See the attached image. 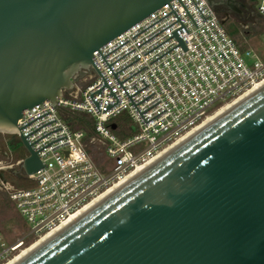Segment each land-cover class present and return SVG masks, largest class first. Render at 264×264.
<instances>
[{
	"label": "water",
	"instance_id": "95a60500",
	"mask_svg": "<svg viewBox=\"0 0 264 264\" xmlns=\"http://www.w3.org/2000/svg\"><path fill=\"white\" fill-rule=\"evenodd\" d=\"M167 1L0 0L1 171L26 176L45 166L35 152L64 136L36 151L29 145L60 128L27 144L24 136L54 119L24 136L18 129L48 111L19 128L16 119L25 108L31 113L34 104L41 108L42 100L72 113L56 106L54 99L62 96L80 102L81 89L100 76L91 62L93 50L120 87L144 67L118 82L114 74L138 57L113 73L108 65L132 49L109 64L103 56L127 40L102 56L97 47L163 3L180 26L169 36L177 44L156 58L176 45L186 49L176 34L180 28L186 30ZM204 2L219 25L227 16L239 27L246 26L244 21L255 24L252 16L264 20L244 0ZM101 79L102 85L88 94L97 111L92 93L105 86L107 95L113 96ZM129 96L134 108L144 99L133 104ZM116 102L114 97L101 112ZM146 109L135 108L140 117ZM10 264H264V85Z\"/></svg>",
	"mask_w": 264,
	"mask_h": 264
},
{
	"label": "built area",
	"instance_id": "2783aa9c",
	"mask_svg": "<svg viewBox=\"0 0 264 264\" xmlns=\"http://www.w3.org/2000/svg\"><path fill=\"white\" fill-rule=\"evenodd\" d=\"M179 1L196 26L177 0L167 1L187 32L180 28L176 33L186 49L181 50L176 45L156 58L177 44L169 36L180 24L174 21L176 18L166 3L97 47L102 56L127 40L103 59L109 64L132 49L108 66L114 73L138 57L114 76L119 82L144 66L120 85L129 96L135 89L143 87V83L147 84L129 96L134 104L152 93L134 105L138 112L158 101L140 114L144 121L162 112L144 123L96 50L91 53L92 65L112 91L117 100L115 104L101 112L105 103L114 102V97L107 95L105 86L99 93L91 94V99L98 101V111L88 98L89 93L102 85L101 77L96 75L81 89L80 102L55 97L54 104L71 111L70 114L54 109L49 100H42L41 108L38 104L32 105L31 113L26 108L21 111L22 116L16 119L17 128L48 111L18 129L22 136L54 119L24 136L27 144L60 128L30 144L31 150L36 151L61 136L64 138L52 141L35 152L45 166L26 176L20 175L33 184L31 187H12L0 182L2 186L9 187L4 188L7 198L23 224L27 225L26 231L12 241L0 230V264L45 235L105 189L156 158L216 109L264 79V56L251 48L241 47L224 24L221 22L219 25L204 0ZM254 9L264 17V0H255ZM121 114L124 115L118 120ZM131 124L135 125L134 131Z\"/></svg>",
	"mask_w": 264,
	"mask_h": 264
},
{
	"label": "rangeland",
	"instance_id": "374dc122",
	"mask_svg": "<svg viewBox=\"0 0 264 264\" xmlns=\"http://www.w3.org/2000/svg\"><path fill=\"white\" fill-rule=\"evenodd\" d=\"M252 20L255 22V24H253L250 21H244V25H246L245 27H239L240 23L234 25L233 22H229V21L225 22L224 26L227 32L235 39V41L241 47L251 48L253 51H256L258 54H262L264 56V20L256 17H252ZM123 115L124 114H121L118 120H120L123 117ZM130 127L134 131L135 125L131 124ZM0 174H1L0 182L3 181L4 185L5 182L11 185L12 187L27 188L33 185L30 181L23 180L20 175H15L1 170H0ZM0 187H4V186L0 184ZM26 229H27V225L23 224L22 219L18 217L17 212L14 209L11 201L7 198V193L5 189L0 188L1 232H3L4 236L9 241H12L15 240L17 237H19L23 231H26ZM27 247L28 246H25L24 249H26Z\"/></svg>",
	"mask_w": 264,
	"mask_h": 264
},
{
	"label": "bare ground",
	"instance_id": "6f19581e",
	"mask_svg": "<svg viewBox=\"0 0 264 264\" xmlns=\"http://www.w3.org/2000/svg\"><path fill=\"white\" fill-rule=\"evenodd\" d=\"M262 85H264V79L261 80L260 82L256 83L255 85H253L250 89H248L246 92H244L243 94H241L240 96H238L237 98H235L233 101H231V102H229V103H227V104L219 107L218 109H216L214 112H212L211 114H209L206 118H204L196 127H194L184 137H182L181 139H179L178 141H176L172 145L168 146L162 152H160L157 155L156 158H154L152 160H149L144 165L136 168V170L133 171L131 174L123 177L121 180H119L118 182L114 183L113 185H111L110 187H108L107 189H105L103 192H101L99 195H97L96 197H94L87 204L83 205L82 207H80L79 209H77L74 213H72L71 215H69L64 221H62L56 227H54L53 229H51L50 231H48L45 235L41 236L40 238H38L37 240H35L34 242H32L30 244V246L28 245V247H27L28 249L26 248L27 250L24 249L25 247H22V249H21L20 252H18L14 257H12L10 260H8L7 262H5L4 264H10L12 261H14L18 257H20L22 254H24L25 252H27L28 250H30L31 248H33L35 245H37L38 243H40L41 241H43L45 238H47L48 236H50L51 234H53L55 231H57L58 229H60L64 225H66L68 222H70L71 220H73L74 218H76L78 215H80L81 213H83L84 211H86L87 209H89L91 206H93L94 204H96L98 201H100L102 198H104V196H106L107 194H109L110 192H112L113 190H115L118 186H120L121 184H123L124 182H126L127 180H129L131 177H133L135 174H137L138 172H140L146 166L150 165L156 159L160 158L163 154H165L166 152H168L171 148H173L174 146H176L177 144H179L180 142H182L183 140H185L188 136H190L191 134H193L194 132H196L197 130H199L200 128H202L203 126H205L206 124H208L214 118H216L217 116H219L221 113H223L224 111H226L228 108H230L231 106H233L234 104H236L238 101L242 100L245 96L249 95L251 92H253L254 90L258 89Z\"/></svg>",
	"mask_w": 264,
	"mask_h": 264
},
{
	"label": "flooded vegetation",
	"instance_id": "af4514ba",
	"mask_svg": "<svg viewBox=\"0 0 264 264\" xmlns=\"http://www.w3.org/2000/svg\"><path fill=\"white\" fill-rule=\"evenodd\" d=\"M254 1L255 0H244V2L246 3V5H249V7L252 9V11L253 12H256L255 9H254ZM250 2H252V3H250ZM252 17H255V16H252ZM256 18H259V17H256ZM228 21L229 22H233L234 25L238 23V22L234 21V19L231 18V17H229V16H227L226 18H224L222 20V23L225 24V22H228Z\"/></svg>",
	"mask_w": 264,
	"mask_h": 264
}]
</instances>
